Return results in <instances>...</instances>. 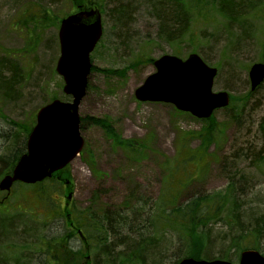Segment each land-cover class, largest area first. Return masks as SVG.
<instances>
[{
	"label": "rangeland",
	"instance_id": "1",
	"mask_svg": "<svg viewBox=\"0 0 264 264\" xmlns=\"http://www.w3.org/2000/svg\"><path fill=\"white\" fill-rule=\"evenodd\" d=\"M98 1L103 2L105 9V14H101L103 35L90 55L91 62L99 70L116 71L118 75L91 72L78 113L81 118H108L122 142L141 141L144 148L135 158L131 157L115 148L100 128L83 124L80 135L84 147L79 156L63 169L67 177L59 175L58 184L50 181L41 188L53 200L58 197L62 205L65 203V212L69 206L70 214L91 208L96 212L106 208L113 212H127L126 200L131 193L152 204L165 193V187L169 188L167 191L171 196L181 184L191 181L179 194L178 201L183 205L196 195L224 190L230 176L235 198L241 206L239 225L229 227L222 220L215 221L211 227L209 255L210 258L219 257L220 246L225 243L226 257L230 262H236V250L228 245L231 233L249 227V224L242 225L249 217H253V221L254 218H264V167H252V157L248 156V151L252 150L254 158L263 143L258 127L261 121L264 123V82L248 94V70L254 63H259L264 53V0H220L219 3L202 0V17H193L190 12V21L177 49L162 39L161 24H166L169 29L176 28V25L167 23L168 11L172 10L168 2L122 0L121 4L133 14L129 21L115 25L110 17L113 4L108 0ZM76 2L0 0V58L12 57L22 72L21 83L14 85L7 94H3L0 87L2 155L9 147L10 137L6 136L17 129L15 124L25 123L33 127L38 109L53 97L70 100L63 94V81L55 72L60 19L54 23L42 22L40 15L46 12L53 19L73 13L78 6L86 7ZM218 6L232 16L240 10L243 23L228 24L227 19L217 12ZM35 18L37 22L31 21ZM192 53L217 70L212 91L227 92L230 96L228 109L216 110L211 115L222 131L221 140L216 146H210L201 159L188 156L199 148V141L188 134L199 131L203 122L170 104L139 102L134 97L135 89L155 71L147 59L173 55L185 60ZM200 167L203 171L199 170ZM235 169L238 173L232 176ZM241 174L243 181L240 180ZM26 189L13 185L6 198L5 192L0 191V201L3 202L0 203V213L8 210L5 216L10 220L8 228L15 225L16 232H8L1 251L6 264H33L36 260L41 264L48 256L44 254L46 246L38 248L41 241L63 233L65 227L61 218L47 219V209L53 211L57 206L55 201L53 204L48 202L51 205L48 207ZM143 211H146L145 207ZM135 214L130 213L128 221ZM168 239L169 235H165L163 242ZM74 245L79 246L78 240ZM39 250L42 255L37 253ZM95 256L94 252L90 256H78L77 264H87L89 258L94 260Z\"/></svg>",
	"mask_w": 264,
	"mask_h": 264
},
{
	"label": "trees",
	"instance_id": "2",
	"mask_svg": "<svg viewBox=\"0 0 264 264\" xmlns=\"http://www.w3.org/2000/svg\"><path fill=\"white\" fill-rule=\"evenodd\" d=\"M80 1V2H79ZM109 3L113 4V8L110 9V17L115 22V25H119L124 22L127 15L130 13L128 7L121 4L122 0H108ZM168 2L172 6V10L168 11L169 20L168 24L176 25V28L169 29L166 24H161L162 26V36L163 41L166 43L174 45L175 49L179 47V43L182 41V36L185 34L187 25L190 21L191 14L193 17H202L203 7L202 0H163ZM220 0H216L219 3ZM78 4H84L85 9H91L93 7L97 8L101 14H105V9L103 8V2L98 0H77ZM217 12L224 18L227 19L228 24L234 22L243 23V13L240 10L235 11V16H232L228 11L221 8H217ZM45 14L40 15V18L45 20L47 23L58 22V19L65 17L61 15L58 18H49L46 12ZM32 18V16H31ZM38 18V17H37ZM37 18L31 19L36 20ZM60 21V20H59ZM175 27V26H174ZM31 32V31H30ZM264 49V41H263ZM260 61L264 62V53L262 54ZM153 59H147V63L152 64ZM99 71L105 75H118L116 71L102 69L99 70L92 66L91 72ZM7 72V73H4ZM111 72L110 74H107ZM7 74V75H6ZM9 75V76H8ZM8 76V77H6ZM0 87L4 90L3 94H7L14 85H19L22 78V72L18 66V63L12 57H2L0 58ZM249 92L248 94H251ZM68 97V96H66ZM55 98V97H53ZM230 104V103H229ZM229 106V105H228ZM228 109V107L224 108ZM231 116V115H230ZM203 122L202 127L197 132H192L188 134L189 137L197 139L199 141V148L193 154L188 155L191 158L201 159L203 155L207 153L210 146L218 144L221 140L222 131L218 127V123L211 117L209 119L200 120ZM83 124H89L100 128L105 137L111 141L112 145L115 148L129 153L131 157H134L144 148V142L137 141L136 143L122 142L119 137L116 135L114 128L112 127L110 120L106 117L103 118H93L85 117L80 119V128ZM15 132L9 133L6 137H10L9 147L6 149L4 155L0 154V177L9 173L13 166L15 165L18 158L25 152L26 147V138L32 128L31 124H15ZM261 135L262 141L264 139V123L261 124ZM7 139V138H6ZM4 139V140H6ZM264 143V142H263ZM262 143V145H263ZM264 146V145H263ZM255 157V155H254ZM264 159V154H263ZM253 158V163H254ZM260 163H263L259 160ZM174 168L176 169L175 163H173ZM199 170H202L200 167ZM63 170L57 171L55 175L57 177L60 175L61 178L67 177V174L62 172ZM203 171V170H202ZM170 171H168V175ZM57 181L52 179H46L43 182L36 183L33 185L16 183L17 187L28 188L26 192L34 193L43 203L48 205L53 204L57 199L54 200L52 197H49V193H46L41 186L46 182ZM189 182H185L180 185L179 190L173 195L168 194V189L165 187V193L160 197V199L153 201L152 204H147L146 199L143 200L140 196H134L133 193L127 197V200L132 201L131 205L126 207L128 208L127 212L125 211H95L94 209L82 210L78 214L69 213V211H61L59 204L57 203L56 208L52 211L47 209L49 220L54 219H63L65 227L63 228V233L52 237L48 240L41 241V244L38 248L46 246L47 250L44 254H49L50 258L47 256L45 260H42V264H77L78 256H90L91 253H96L98 255L99 250L103 248H109L110 251L114 249V245L109 242L105 236V230L100 226V223L106 219H110L113 216L119 217L120 220L128 221V216L130 213H137L132 216V222L140 216V221L148 229L154 242L157 244L155 249L153 248L150 254L147 257H153L155 259L158 257V254L164 255L166 252L176 251V260L170 261V264H176L180 258L190 257L193 259H204V260H213V259H226L227 251L220 249V256L217 258H210L209 255L211 252V238L210 233L212 230L213 223L215 221L219 222L222 220L226 226L233 227L239 219L238 215V201L235 198L234 185L232 181L224 188V190L211 192L206 195H196L193 199L189 200L186 203L181 205L178 201L179 194ZM58 184V183H57ZM171 187V185H170ZM36 189V190H34ZM129 202V201H127ZM145 207L146 211H143ZM7 211L3 210L0 214L2 216L0 227L2 226L5 229H8L10 220L7 217ZM110 215V216H109ZM109 217V218H107ZM227 217V218H225ZM99 218V226L95 227L94 220ZM250 218V217H249ZM248 218V219H249ZM246 220L245 225L247 228L244 230L233 231L229 239V247L236 250V257L242 249H258V241L264 239V218H250ZM48 220V221H49ZM233 220L232 224L230 223ZM46 221V220H44ZM123 221V222H126ZM81 234H80V232ZM79 232V235H78ZM12 233V232H11ZM169 235V241L163 242L164 236ZM78 240L79 246L76 248L74 242ZM174 240V242H173ZM113 242V241H112ZM225 244V243H224ZM223 244V245H224ZM221 245V246H223ZM129 250H125L122 253V256L127 254V256L133 257L132 261H139V255L136 254L132 247L129 245ZM82 250V252H81ZM138 250V249H137ZM260 251V250H259ZM138 252V251H137ZM261 252V251H260ZM39 255L43 253L37 252ZM140 253V252H139ZM264 255V252H261ZM87 264H94L92 257L89 258ZM106 264H110L107 262Z\"/></svg>",
	"mask_w": 264,
	"mask_h": 264
},
{
	"label": "water",
	"instance_id": "3",
	"mask_svg": "<svg viewBox=\"0 0 264 264\" xmlns=\"http://www.w3.org/2000/svg\"><path fill=\"white\" fill-rule=\"evenodd\" d=\"M102 35L101 16L96 8L78 9L61 19L58 29L59 57L56 73L63 80L62 92L70 101L54 99L38 109L35 124L26 139L25 152L10 173L0 179V190L9 192L15 182L33 184L64 168L81 151L78 108L85 96L91 70L90 53ZM155 71L135 89L140 102L173 105L192 116L209 118L215 109L229 103L226 92L212 91L216 69L195 53L185 60L162 55L153 61ZM250 89L264 80V63L253 64L248 72ZM177 264H234L223 260L184 258ZM237 264H264V256L252 249L240 253Z\"/></svg>",
	"mask_w": 264,
	"mask_h": 264
},
{
	"label": "bare ground",
	"instance_id": "4",
	"mask_svg": "<svg viewBox=\"0 0 264 264\" xmlns=\"http://www.w3.org/2000/svg\"><path fill=\"white\" fill-rule=\"evenodd\" d=\"M247 8L250 7V5L246 6ZM133 12L130 9V13L127 15V17L124 20L129 21L131 19ZM261 123L258 127V131L261 132ZM264 142V139L263 141ZM264 145V143H263ZM259 147V149L256 150L255 152V157H254V163H253V152L252 150L248 151V156L252 157L251 165L254 168H261L264 167V159H263V154H264V146ZM253 148V145H252ZM262 161L263 163L259 162ZM235 169L232 171V176H234L236 173H238ZM243 175L241 174L240 180L243 181ZM228 180H232L230 176L227 177ZM244 185V184H243ZM247 187V185H246ZM245 188V185L243 186V189ZM131 194H129L130 196ZM97 197V196H96ZM98 199V197H97ZM127 202L128 206L131 205L132 201ZM127 206V207H128ZM240 207L238 208V215H241L240 212ZM128 210V208H126ZM100 211L103 212H111L108 208L106 209H101ZM99 212V211H98ZM110 216V215H109ZM140 217V216H139ZM109 218V217H107ZM99 218H96L93 223H95V227L98 225L99 226ZM126 221V220H123ZM120 220L119 217L113 216L110 219H106L100 223V226L105 230V236L108 239L109 242H111L115 247L113 250L110 251L109 248H103L99 250L98 255L94 257V264H106L109 262L110 264H163L164 261L168 262L170 264V261L176 260V251H173L169 254H164L160 255L158 254V257L153 259V257H147L151 250L157 246V244L154 242L152 238V235L149 232V229L141 223L140 218L135 219L132 222H123ZM239 222V219L237 220ZM239 225L238 223H236ZM243 225V223H242ZM240 225V226H242ZM15 225L11 226L8 229L3 228L2 226L0 227V264H6L4 260H2V255L1 251L5 247V242H6V236L8 232L16 233L14 232ZM17 230V229H16ZM11 233V234H12ZM210 237V236H209ZM211 238V237H210ZM113 241V242H112ZM132 247V250L139 255V261L135 262L132 261L133 257L127 256V254L122 256V253L125 252V250H129L128 246ZM138 249V250H137ZM221 249V246H220ZM224 249V246L223 248ZM225 248L224 250H226ZM258 249L261 252H264V239H260L258 241ZM138 251V252H137ZM140 252V253H139ZM39 257V256H38ZM37 257V258H38ZM48 257L50 258L49 254ZM40 263V262H39ZM33 264H38L37 260ZM42 264V262H41Z\"/></svg>",
	"mask_w": 264,
	"mask_h": 264
},
{
	"label": "flooded vegetation",
	"instance_id": "5",
	"mask_svg": "<svg viewBox=\"0 0 264 264\" xmlns=\"http://www.w3.org/2000/svg\"><path fill=\"white\" fill-rule=\"evenodd\" d=\"M0 203H2V202L0 201Z\"/></svg>",
	"mask_w": 264,
	"mask_h": 264
}]
</instances>
